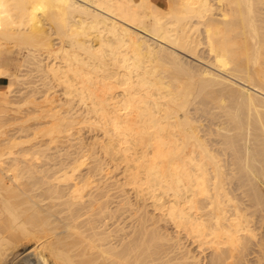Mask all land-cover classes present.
Listing matches in <instances>:
<instances>
[{
	"label": "bare ground",
	"instance_id": "1",
	"mask_svg": "<svg viewBox=\"0 0 264 264\" xmlns=\"http://www.w3.org/2000/svg\"><path fill=\"white\" fill-rule=\"evenodd\" d=\"M10 5L21 11L18 22ZM26 67L42 86L32 80L15 90L27 81ZM0 76L8 79L0 90V123L8 110L20 111L7 105L12 92H28L23 104H32L18 121L32 144L0 152V264L15 255L19 240L38 234L45 237L41 247L24 253L29 264L45 250L54 264H171L161 252L168 237L153 214L132 212L131 199L110 200V182L99 184L105 155L123 159L124 184L139 197L145 191L151 208L198 250H210L196 261L186 248L178 256L173 250L180 263L264 264L257 187L264 176L258 156L264 152V0H0ZM216 90L244 104L245 130L228 129L227 118L228 126L224 119L225 126H216L222 115L203 101ZM218 101L224 107L225 99ZM197 105L213 111L212 135V120L203 129L207 123L201 127L192 116ZM83 126L104 134L101 159L99 150L84 149L73 137ZM214 133L233 156H222Z\"/></svg>",
	"mask_w": 264,
	"mask_h": 264
},
{
	"label": "rangeland",
	"instance_id": "2",
	"mask_svg": "<svg viewBox=\"0 0 264 264\" xmlns=\"http://www.w3.org/2000/svg\"><path fill=\"white\" fill-rule=\"evenodd\" d=\"M161 1V0H160ZM163 1V0H162ZM9 8H12V16H11V19L12 20H14V21H17L18 22V20L20 19V18H22V15H21V11L20 10H18L17 11V9L14 7H12V5H10L9 6ZM11 13V12H10ZM24 19H25V17H24ZM13 25H18V23H15V24H13ZM16 51H18V50H15V52H14V54H13V56H14V58L15 59H19V55L17 54V52ZM183 54V53H182ZM184 57H186L187 58V60H190V59H193V63H195L194 61H196V63L197 64H199V65H202L203 67L204 66H206V68H213L212 70H214V71H216V68L215 67H210L209 65L210 64H208L207 65V63L205 64V61L203 62L202 60V62H199L200 60H197L196 58H192V57H189V56H186V55H183ZM21 59V58H20ZM205 64V65H204ZM212 66V65H211ZM28 69V70H27ZM25 71H27V72H25ZM23 72H25L26 74H27V81H26V79H25V81L26 82H23L22 81V83H17V84H14V88H15V90H19V89H21V87H26V88H22L21 90L22 91H24V90H26V89H28V86H27V84L28 85H30V81H34V84L36 85V86H42L41 85V83H40V80L36 77V78H34V76H35V72L33 73L32 71H30V68H27L26 67V69L23 71ZM33 74H32V73ZM216 72H218V73H220L219 72V70H217ZM221 74V73H220ZM223 74V73H222ZM30 75V76H29ZM31 75H33V76H31ZM26 76V75H25ZM30 77H33V78H31L30 79ZM29 78V79H28ZM37 80H39V81H37ZM7 82V79H5L4 80V82H2V84L0 85V89H2V85H4L5 83ZM28 82V83H27ZM23 83H25V84H23ZM27 83V84H26ZM31 85H32V83H31ZM18 87H20L19 89H18ZM17 88V89H16ZM29 89H30V87H29ZM41 89L42 90H44L42 87H41ZM54 89V88H53ZM53 89L52 90H49V93H51L50 91H52V93L50 94V96H52L53 95V93H54V91H53ZM55 89H56V87H55ZM192 90H194L195 91V89H192ZM17 92V91H16ZM16 92H12L11 94H9V97H8V99H9V101L11 100L12 101V103H11V101H10V104H12V105H10V104H7L8 106H11L12 107V109H13V107H15L16 105H18V106H20V111H19V113L18 112H12V111H7L6 113L7 114H5L6 116L2 119V121H1V123H0V152H7V146H11V148H10V150H12V151H20L21 149H19V148H21V146L22 147H26V146H30L31 144H32V141H26V140H29L30 139V136H24V132H18V130L20 129L19 128V123L21 122V120L23 119V118H25V116H24V114L23 113H25L26 111H27V106H30V104L31 103H29L27 106L25 105V104H23V98L25 97L26 98V95L28 94V92L26 93V92H22V93H20L19 94V91H18V93H16ZM58 93H59V91H57L55 94L57 95V96H59L58 95ZM56 95H54V96H56ZM15 96H17V98L15 97ZM38 96V95H37ZM201 96L202 95H200L199 97L201 98ZM13 97V98H12ZM14 97L16 98V99H14ZM28 97V96H27ZM62 97V96H61ZM220 97H223L224 99H225V101L223 102V104H224V107H222V108H218L217 107V104L219 103V101H218V99H220ZM19 98V99H18ZM24 98V99H25ZM39 99H38V101H40L41 99H40V97H38ZM37 100V99H36ZM22 101V102H21ZM203 101L205 102V103H207V105L210 107V108H213V111L215 112V110H216V112H218V115L220 114V116L221 117H219V116H217V117H219V118H217L218 120H216V112H215V117H213L214 116V113L213 114H208V110L210 111L211 109L209 108V109H206V108H208V107H206L205 108V106L204 105H197L196 107L197 108H195L194 110H192V116H194L195 118H197L196 120H198V123H200L199 121H201V127H203V125L202 124H206L207 123V125L205 126V127H209L210 125L212 126L215 122H217V125H216V123L214 124V126L216 125V126H225L227 123V120L225 121V119L227 118L229 121H228V124H230L229 125V128L228 129H230L231 128V130H235L234 128H235V126H236V129L238 128H240V130L239 131H241L242 132V130H245V128H243V127H245L246 125H244V124H246L245 122H246V114H245V109H244V104L242 103V102H240V101H237L235 98H234V96L232 95V94H230V93H226V92H222V91H218V90H216V91H214L213 93H208V94H206V96H205V98H203ZM20 102V103H19ZM37 102V101H36ZM1 103V102H0ZM6 105V106H7ZM0 106H1V104H0ZM26 106V107H25ZM31 106H32V104H31ZM31 106H30V108H31ZM203 106H204V109H206L207 111H204L202 108H203ZM10 107V108H11ZM25 107V108H24ZM198 107H199V109H198ZM23 108L25 109L22 113H20L22 110H23ZM22 109V110H21ZM1 110V109H0ZM198 110H200V112L201 113H199V111ZM225 110H227V111H225ZM194 111V112H193ZM213 111H210L211 113L213 112ZM1 112V111H0ZM205 112V113H204ZM207 112V113H206ZM197 113V114H196ZM10 114V115H9ZM12 114V115H11ZM196 114V115H195ZM205 114H207V115H205ZM213 115V116H212ZM197 116H199V117H197ZM206 116H208V117H206ZM209 116H210V118H209ZM204 117V118H203ZM213 117V118H212ZM20 118V119H19ZM214 118H215V120H214ZM221 118V119H220ZM17 119H19V120H17ZM200 119V120H199ZM202 119H204V120H202ZM209 119V120H208ZM222 119H224V122L226 123H223L222 121ZM210 120H214L213 122L212 121H210ZM222 120V121H221ZM18 121H20V122H18ZM210 121V123H212V124H210V123H208V122ZM223 123V125L222 124H219V123ZM233 123V124H232ZM210 124V125H209ZM219 124V125H218ZM228 124H227V126H228ZM232 125V126H231ZM242 125V126H241ZM17 126V127H16ZM82 126V125H81ZM210 126V130L212 129L213 131L216 129V127L215 128H213L214 126H212L211 127ZM203 128V129H208V127L207 128ZM234 127V128H233ZM254 127V126H253ZM252 127V128H253ZM12 128V129H11ZM18 128V129H17ZM251 128V129H252ZM255 128V127H254ZM252 129L256 134L259 132V129H257V128H255V129ZM90 129V130H89ZM237 129V130H238ZM84 130V131H83ZM92 130H94V129H91V128H89V127H87V126H83L82 127V129H79V130H75L74 132V138H76L77 136V138H79V139H81V142H82V144L84 145V149L85 148H87V149H91V150H95V149H97L96 151H98L99 149H100V147L99 146H101L105 141H106V139H105V137L103 136L102 137V135H104V134H102L101 132L102 131H99V130H94V131H92ZM209 130V131H210ZM212 130L210 131V134L212 135ZM256 130V131H255ZM7 131V132H6ZM20 131V130H19ZM98 131V132H97ZM230 131V130H229ZM232 131V132H233ZM253 131H251V132H253ZM79 132H80V134H79ZM215 132H216V130H215ZM222 133L224 132V131H221ZM231 132V131H230ZM236 132V131H235ZM238 132V131H237ZM83 133V134H82ZM86 133H88V134H86ZM91 133V134H90ZM228 133V132H227ZM226 133V134H227ZM254 133V134H255ZM260 133V132H259ZM258 133V134H259ZM101 134V135H100ZM215 134V133H214ZM229 134V133H228ZM230 134H232V133H230ZM234 134V133H233ZM6 135V136H5ZM83 135V136H82ZM209 136L208 135V137H211V138H213V140H214V138L215 139H217V141H219L220 139H221V143H220V141H219V143L218 142H215V140H214V142H215V144H217L218 146H219V148L220 149H222V145H227V144H224V142H223V144H222V138H221V136H220V138H217V133L214 135V136ZM80 136H82V137H80ZM93 137V140H92V137ZM95 136H96V138H99L100 136V138L98 139V141H96L97 139L95 138ZM98 136V137H97ZM7 137V138H6ZM85 138V139H84ZM94 139H96V140H94ZM224 139H226V142H227V138H223V141H224ZM75 140H77V139H75ZM74 140V141H75ZM85 140V141H84ZM89 142H88V141ZM103 140H104V142H103ZM4 141V142H3ZM9 141V143H6V142H8ZM88 142V144H87V142ZM92 141V142H91ZM24 142V143H23ZM27 142V143H26ZM94 142V143H93ZM96 142V143H95ZM99 142H101V143H99ZM251 142H254V140L252 139L251 140ZM5 143V144H4ZM13 144V145H11V144ZM18 143V144H17ZM20 143V144H19ZM53 144H59V143H51V145H50V147H52L53 146ZM94 144H95V146H94ZM96 144H97V146H96ZM101 144V145H100ZM24 145V146H23ZM62 145H64V146H62ZM6 146V147H5ZM61 146H62V148H65V146H66V144L64 143H60V145H59V147L61 148ZM88 146V147H87ZM90 146V147H89ZM217 146V147H218ZM228 146V145H227ZM17 147V148H16ZM93 147V148H92ZM98 147V148H97ZM223 148H225V146L223 147ZM5 151H4V150ZM69 149V148H68ZM228 147H227V150H223V151H225V153L223 154V151H221L222 152V156H224L227 152H228ZM231 149V148H230ZM2 150V151H1ZM72 150H74V148L73 147H71L70 148V151H72ZM50 152L52 151V149L51 150H49ZM101 153V154H100ZM230 154L229 155H225V156H229V157H231V156H233V151L232 150H230V152H229ZM99 154L102 156H104V154L102 153V152H100V150H99V153H98V157L101 159V156H99ZM228 154V153H227ZM259 155H262V157L261 156H259ZM107 155H105L100 161H101V164H102V166L104 167V170H103V175L105 174V178H104V176L102 177V179H103V181L101 180V182L99 183V184H101V183H105L104 182V180L107 182V183H109L110 184V186L111 187H109L110 188V192L111 193H109V198H110V200H113V201H115V199H116V197H117V199L116 200H118V199H127L126 201H129L130 199V203H131V205H132V212H134L133 210H135L136 208H137V213H142V214H144V211H148V215H151V214H153V221H155L156 222V220H157V225H158V230H161L160 232V234H162L163 233V235H166L167 237H168V239L167 240H162V244H164V247H163V245H162V248L161 249H163V251L161 250V252L163 253V255H162V257H164V260H165V256L167 255V258H166V260H169L170 261V263L171 264H182V263H180V261L181 260H179V259H177V257L175 256V255H177L178 256V254H179V249H183V248H186V250H189L188 252L189 253H193V255L192 256H195V257H193V259L195 258V261L196 260H198V259H202V257H204V256H206L209 252H210V250L209 249H203V250H205L204 251V253L205 254H203V253H201V251L203 252V250H198L199 248H197V246L195 247V243H192L191 242V240L189 239V238H187V237H185V235L183 234V232L181 231V233H179V231H178V229L175 227L174 228V226H173V224L171 225V222L169 223V222H167L168 220L164 217V215H162V214H159L160 212L161 213H163L162 211H160V210H156L154 207L153 208H151V206H152V204L150 203V202H152V200H151V198L150 197H146L145 196V191H140V192H142L141 193V195L142 196H137L138 195V193H137V195H136V192H135V189L131 186V188L134 190V191H132V189H130L129 187H130V185L129 184H124V180H126V182L125 183H127V175H128V173H127V168L124 166L126 163H125V161L122 159V158H120V160L121 161H116L117 159H114L113 161H111L112 159L110 158L109 159V157H106ZM224 156V157H225ZM258 156L259 157H261V160H259L260 158H257L258 160H259V165H261L262 163H263V165H264V162H262V160L264 161V152L261 154V153H259L258 154ZM257 156V157H258ZM119 158V157H118ZM105 159H106V162H104L105 161ZM110 160V161H109ZM119 160V159H118ZM115 161V162H114ZM114 162V163H113ZM119 162V163H118ZM122 164H121V163ZM123 162H124V164H123ZM104 163V164H103ZM112 163V164H111ZM118 163V164H117ZM256 163V162H255ZM257 163H258V161H257ZM257 163H256V165H257ZM107 164V165H106ZM108 164H109V166H108ZM121 164V165H120ZM114 165L115 166H117V167H114ZM120 165V166H119ZM124 166V167H123ZM112 167V168H111ZM264 167V166H263ZM109 168V169H108ZM117 168V169H116ZM113 169V170H112ZM122 169V170H121ZM108 170V171H107ZM115 170V171H114ZM124 170V171H123ZM110 171H111V173H110ZM109 172V173H108ZM127 173V174H126ZM121 174V175H120ZM125 174V175H124ZM110 175V176H109ZM117 175H118V177H119V175H120V177L118 178L117 177ZM108 176V177H107ZM116 176V178H114ZM124 176V177H123ZM261 177H263L259 182H257L258 183V186L257 187H259V185L261 186V189H260V187H259V189H260V191L262 192H260L259 191V193H260V195H261V197H259V201H261V200H264V184H262L263 183V181H264V176H261ZM107 178H108V180H107ZM110 178V179H109ZM123 178V179H122ZM118 179V180H117ZM115 180H116V182H115ZM119 181V182H118ZM121 182L123 183V184H121ZM260 183V184H259ZM115 186H114V185ZM120 184V185H119ZM102 185V184H101ZM100 185V186H101ZM104 185V184H103ZM102 185V186H103ZM112 185L114 186V189H113V187H112ZM123 185H127V187H124ZM129 185V186H128ZM101 186V187H102ZM117 186H119L120 187V189H119V187H117ZM121 187H122V189H123V191H121V192H119V190H121ZM124 187V188H123ZM115 188H116V190H115ZM117 189H119V190H117ZM258 189V190H259ZM117 192L116 194L113 192ZM127 190V191H126ZM263 190V191H262ZM127 192V193H126ZM236 192V195H237V193H240L241 191L240 190H238V192H237V190L235 191ZM114 193V194H113ZM121 193V194H120ZM133 193V194H132ZM146 194H147V192H146ZM118 195V196H117ZM122 197H121V196ZM131 195V196H130ZM135 197H134V196ZM139 195H140V193H139ZM238 195H240V194H238ZM130 196V197H129ZM147 196H149L148 194H147ZM242 197V199H244L245 200V202L247 201V196H245V197H243L244 196V194L242 193V195H241ZM113 197L115 198V199H113ZM118 197H121V198H118ZM123 197H125V198H123ZM144 197V199H142ZM136 198H138V200L136 199ZM149 198V199H148ZM146 199H148V200H146ZM136 200V201H135ZM146 200V201H145ZM150 200V201H149ZM132 201V202H131ZM145 201V202H144ZM136 203L135 205H134V203ZM142 202H144V203H142ZM150 203V204H149ZM264 203V201H262V203L261 204H263ZM145 204H147V208L146 207H144V206H146ZM143 205V206H142ZM134 206V207H133ZM137 206V207H136ZM148 206H150V207H148ZM138 207H140V211L138 210ZM134 208V209H133ZM151 208V209H150ZM153 209H154V211H153ZM139 211V212H138ZM158 211V212H157ZM153 212V213H152ZM136 213V214H137ZM146 213V212H145ZM158 213V214H157ZM126 214V213H125ZM156 214H157V216H156ZM158 215H161L160 217H158ZM154 216H156V218L154 217ZM151 217V218H152ZM120 220L119 221H122V223H123V220H122V215L120 216ZM164 218V219H163ZM165 220L164 221V223H163V220ZM129 220V219H128ZM127 220V221H128ZM133 220V219H132ZM162 222H161V221ZM167 220V221H166ZM160 221V222H159ZM132 222H134V221H132ZM159 222V223H158ZM167 222V223H166ZM126 223H128V222H126ZM126 223H124V224H126ZM161 227H160V226ZM163 226V227H162ZM160 228V229H159ZM168 229V230H167ZM166 232H165V231ZM170 230V231H169ZM163 231V232H162ZM177 232H178V238L176 237L177 236ZM165 233V234H164ZM171 233V234H170ZM173 234V235H172ZM40 236L42 237V234H38V238L37 237H35V236H26V238H22V240H19V242H18V250L15 252V257L14 256H12V257H10L11 258V260L10 261H8V263L7 264H9V263H11V264H29L28 262L29 261H27L28 259H30L31 260V257H27L28 259L26 260V258H24V253L26 252H28L29 250H31L34 246L33 245H37L39 248L41 247V245L40 244H42V243H40V242H42L43 241V239L45 238V237H43L41 240H40ZM169 236H171V238L172 237H174L175 238V240H177L178 239V241H180V243L181 244H179V248L177 249V247L175 248H173V245H172V240H171V238L169 237ZM27 238H31V239H33V240H29V243H27L26 241L28 240ZM170 238V239H169ZM174 238H172L173 240H174ZM177 238V239H176ZM183 240H182V239ZM26 239V240H25ZM180 239V240H179ZM170 240H171V243H170ZM181 240H182V242H181ZM37 241V242H36ZM22 242V243H21ZM165 242V243H164ZM190 242H191V244H190ZM22 244H24L25 246H23ZM169 245H171V246H169ZM181 245H184V246H181ZM20 246H22L23 248H20L19 249V247ZM168 248H167V247ZM187 246V247H186ZM25 247V248H24ZM31 248V249H30ZM166 250H168V251H165V249ZM197 248V249H196ZM24 249V250H23ZM25 249H26V251H25ZM27 249H29V250H27ZM22 250H23V252H22ZM175 251V255L173 256V252ZM177 250V251H176ZM194 250V251H193ZM170 251H171V253H172V255L170 254ZM173 251V252H172ZM179 251V252H178ZM193 251V252H192ZM196 251V252H195ZM200 251V252H199ZM208 251V252H207ZM164 252H165V255H164ZM166 252H168V253H166ZM199 252V253H198ZM19 253V254H18ZM44 256H42V259L40 260V259H38V258H35L36 259V264H39L41 261H42V263L43 262H45V264H54L55 262H54V260L53 259H50V258H52V257H50V256H48V254H49V252H48V250H45L44 251ZM161 253V254H162ZM195 253V254H194ZM22 254V255H21ZM170 254V255H169ZM196 254L198 255H200V257H198L197 259H196ZM202 254H203V256H202ZM198 255V256H199ZM174 258H173V257ZM20 259H19V258ZM45 257V258H44ZM169 257V258H168ZM171 257H172V259H171ZM15 258V259H14ZM205 258V257H204ZM33 259V258H32ZM174 259V260H173ZM15 260V261H14ZM40 260V261H39ZM53 260V261H52ZM174 261V262H171V261ZM178 260V261H177ZM12 261V262H11Z\"/></svg>",
	"mask_w": 264,
	"mask_h": 264
},
{
	"label": "crops",
	"instance_id": "3",
	"mask_svg": "<svg viewBox=\"0 0 264 264\" xmlns=\"http://www.w3.org/2000/svg\"><path fill=\"white\" fill-rule=\"evenodd\" d=\"M5 79H7V78L4 77V76H0V85L2 84V82H4ZM7 83H8V79H7V82L4 85H2V89L5 88V86L7 85ZM2 89H0V90H2Z\"/></svg>",
	"mask_w": 264,
	"mask_h": 264
}]
</instances>
